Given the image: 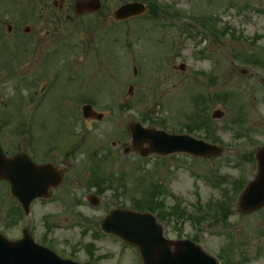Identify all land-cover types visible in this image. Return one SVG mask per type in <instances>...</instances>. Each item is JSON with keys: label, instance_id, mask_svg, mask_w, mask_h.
Returning <instances> with one entry per match:
<instances>
[{"label": "rangeland", "instance_id": "obj_1", "mask_svg": "<svg viewBox=\"0 0 264 264\" xmlns=\"http://www.w3.org/2000/svg\"><path fill=\"white\" fill-rule=\"evenodd\" d=\"M39 1L5 0L0 20V145L41 159L51 147L52 164L66 171L51 202H34L32 217H23L37 242L80 263L137 264L136 249L100 226L113 210H133L132 198L155 199L160 211L186 212L164 224L168 238H197L226 264H264V211L244 215L238 206L240 184L257 175L253 154L264 147V0H158L170 6L163 21L143 14L124 23L112 15L132 0H101L99 13L80 20L56 18L54 0H44L50 18L43 17ZM63 1L71 7L75 0ZM25 28L35 36H24ZM85 101L105 117L85 121ZM132 123L169 133L194 123V137L218 141L224 152L142 158L128 133ZM70 152L76 166L65 161ZM96 165L105 176H124L128 193H98ZM226 194L228 203L213 210ZM200 214L201 224L189 219ZM19 223L0 182V229L17 237Z\"/></svg>", "mask_w": 264, "mask_h": 264}, {"label": "water", "instance_id": "obj_2", "mask_svg": "<svg viewBox=\"0 0 264 264\" xmlns=\"http://www.w3.org/2000/svg\"><path fill=\"white\" fill-rule=\"evenodd\" d=\"M144 6L139 4L126 5L114 14L116 20H124L129 17L140 15L144 11ZM84 115L89 118L101 120L102 116L96 115L89 106L84 107ZM134 141L140 146L150 143V148L144 151L143 156H148L150 153L159 155H168L175 152H186L196 155H218L220 149L207 145L203 142H198L186 136H170L163 132L145 130L140 125H133L130 128ZM52 173L53 178H45L42 173L45 170ZM261 173L257 180L251 184L248 190L244 193L241 200V208L246 211L251 205L261 201L262 196L259 194L258 179L263 176L262 168L259 165ZM47 171V172H48ZM46 173V172H45ZM7 180L11 185V192L15 198L21 203L28 205L33 199L42 195V191L48 186L57 185L60 181L57 180L54 171L51 168H39L26 161L22 157H17L13 160H7L3 157L0 150V180ZM51 179V180H48ZM260 181V180H259ZM252 210V208H249ZM149 216H141L131 212H112L110 217L104 221V229L107 232L114 233L124 240L138 245L147 264H153L162 260L163 256L157 253L156 249L152 257V248L146 244L150 239L145 234H139L144 230V225L151 224ZM181 248L176 252L180 251ZM196 256H200L197 251H192ZM170 258L173 255L168 254ZM176 256V255H175ZM151 258L155 261H151ZM177 260H170V264H177ZM0 264H75L70 261H63L46 249L35 245L33 240L26 238L24 241L10 242L0 235Z\"/></svg>", "mask_w": 264, "mask_h": 264}, {"label": "flooded vegetation", "instance_id": "obj_3", "mask_svg": "<svg viewBox=\"0 0 264 264\" xmlns=\"http://www.w3.org/2000/svg\"><path fill=\"white\" fill-rule=\"evenodd\" d=\"M39 3V5L43 8V9H48L49 7H48V5H47V3L43 0V2H42V0L41 1H39L38 2ZM53 5H55V9H57V10H59V12H65V16H66V18H69V19H77V20H80V19H83V18H85V17H87L88 16V14L86 13V14H83V15H80V16H76V15H74V12L73 11H75L74 10V6H67L66 5V1H63L62 0V2H61V5H58V4H56V0H54L53 1ZM45 15L46 14H50V12H49V10L48 11H45V12H43ZM54 13H56V12H54ZM71 14H73V17H72V15ZM43 17H46V18H50L49 16H44L43 15ZM28 30L29 29H27L26 30V32H28ZM32 33V32H31ZM8 155H14V154H9V153H7ZM259 211H264V207L261 209V210H259ZM245 264H247V262L245 263Z\"/></svg>", "mask_w": 264, "mask_h": 264}, {"label": "trees", "instance_id": "obj_4", "mask_svg": "<svg viewBox=\"0 0 264 264\" xmlns=\"http://www.w3.org/2000/svg\"><path fill=\"white\" fill-rule=\"evenodd\" d=\"M151 14L154 17L156 16L155 6H153V8L151 9Z\"/></svg>", "mask_w": 264, "mask_h": 264}]
</instances>
